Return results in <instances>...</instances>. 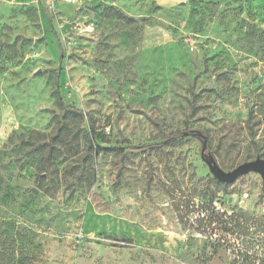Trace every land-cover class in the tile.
<instances>
[{
  "label": "rangeland",
  "instance_id": "obj_1",
  "mask_svg": "<svg viewBox=\"0 0 264 264\" xmlns=\"http://www.w3.org/2000/svg\"><path fill=\"white\" fill-rule=\"evenodd\" d=\"M211 157L264 159V0H0V264H264V177Z\"/></svg>",
  "mask_w": 264,
  "mask_h": 264
},
{
  "label": "trees",
  "instance_id": "obj_2",
  "mask_svg": "<svg viewBox=\"0 0 264 264\" xmlns=\"http://www.w3.org/2000/svg\"><path fill=\"white\" fill-rule=\"evenodd\" d=\"M119 17H120V19L127 21L128 23H134L135 22V20L133 18H130L121 12L119 13ZM55 97H56L57 105L67 115H70L73 118H80V119H82L84 117L87 118L89 125L91 127V140H92L93 144L95 145V147L98 151L122 152L121 148H116V147L101 148L98 143H99V141H101L102 143H106V141L104 140L105 135L102 134L101 132L96 131L93 117L88 115V114H85L82 110H80L74 106L67 105L63 101L59 90L55 91ZM192 109L194 111L196 109V106L194 103L192 104ZM190 131H191L190 135H194L197 137L202 135V133L198 134L197 131H194V130H190ZM185 135H187V132H182V133L177 132V133L171 134L170 136L165 138L164 143H166V144L179 143L184 139ZM211 160H213L212 157H211ZM216 180H217V186H220V187L223 186L224 183H227V182L220 180L218 178H216ZM215 197H216V194L213 193L212 198L209 201H206L205 203L203 202L201 205L198 206V211L200 212L199 218H198L199 224L203 227H216L219 224H224L225 228H227V227L235 228L236 230H238V233L244 232L246 226L251 221L252 217L249 214H247L246 212H243L242 210H240L238 212H234V214H232V215H230L224 219L223 215L219 216L220 214L215 212V210L213 208Z\"/></svg>",
  "mask_w": 264,
  "mask_h": 264
},
{
  "label": "water",
  "instance_id": "obj_3",
  "mask_svg": "<svg viewBox=\"0 0 264 264\" xmlns=\"http://www.w3.org/2000/svg\"><path fill=\"white\" fill-rule=\"evenodd\" d=\"M206 148V142H204V149ZM206 163L211 168L216 178L223 180L227 183L236 181L239 177L248 174L250 172H256L264 177V159H256L247 163H244L231 173H225L220 170L213 160H206Z\"/></svg>",
  "mask_w": 264,
  "mask_h": 264
},
{
  "label": "built area",
  "instance_id": "obj_4",
  "mask_svg": "<svg viewBox=\"0 0 264 264\" xmlns=\"http://www.w3.org/2000/svg\"><path fill=\"white\" fill-rule=\"evenodd\" d=\"M37 2H42L49 9H55L58 4H71L76 0H37Z\"/></svg>",
  "mask_w": 264,
  "mask_h": 264
}]
</instances>
